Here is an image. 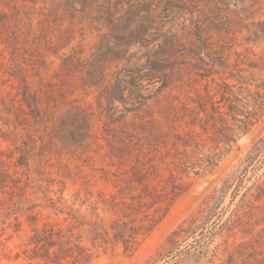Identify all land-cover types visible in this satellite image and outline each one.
<instances>
[{
  "label": "rangeland",
  "instance_id": "rangeland-1",
  "mask_svg": "<svg viewBox=\"0 0 264 264\" xmlns=\"http://www.w3.org/2000/svg\"><path fill=\"white\" fill-rule=\"evenodd\" d=\"M258 143L264 0H0V264H264Z\"/></svg>",
  "mask_w": 264,
  "mask_h": 264
},
{
  "label": "trees",
  "instance_id": "trees-1",
  "mask_svg": "<svg viewBox=\"0 0 264 264\" xmlns=\"http://www.w3.org/2000/svg\"><path fill=\"white\" fill-rule=\"evenodd\" d=\"M25 95V98H26V96H27V93H24ZM26 100H28L27 98H26ZM34 100L36 101V98H33V102H34ZM28 102V104H29V106H31V103H29L30 101H27ZM34 104H36V103H34ZM39 111V107H37V105H35V109H34V112H36V114H37V112ZM38 115V114H37ZM255 150V149H254ZM264 150V143L263 144H257V146H256V153H254L253 151L252 152H250V154L248 155L249 156V159L251 160V161H253L255 158H256V156L258 155V153H260L261 151H263Z\"/></svg>",
  "mask_w": 264,
  "mask_h": 264
}]
</instances>
